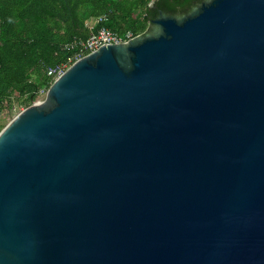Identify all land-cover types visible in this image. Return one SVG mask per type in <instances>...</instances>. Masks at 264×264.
Segmentation results:
<instances>
[{"label": "water", "instance_id": "obj_1", "mask_svg": "<svg viewBox=\"0 0 264 264\" xmlns=\"http://www.w3.org/2000/svg\"><path fill=\"white\" fill-rule=\"evenodd\" d=\"M152 23L1 128L0 264H264V0Z\"/></svg>", "mask_w": 264, "mask_h": 264}, {"label": "trees", "instance_id": "obj_2", "mask_svg": "<svg viewBox=\"0 0 264 264\" xmlns=\"http://www.w3.org/2000/svg\"><path fill=\"white\" fill-rule=\"evenodd\" d=\"M201 1L0 0V109L14 97L28 106L41 88L48 89L47 70L68 61L73 49L66 45L73 39H85L100 26L145 34L159 9L182 16Z\"/></svg>", "mask_w": 264, "mask_h": 264}, {"label": "built area", "instance_id": "obj_3", "mask_svg": "<svg viewBox=\"0 0 264 264\" xmlns=\"http://www.w3.org/2000/svg\"><path fill=\"white\" fill-rule=\"evenodd\" d=\"M102 18L99 17L97 21L101 20ZM140 35V34H138ZM131 31H127L124 34L116 33L105 26H100L95 32L91 33L85 39H73L70 41L66 47H70L73 49V54L68 58L67 62L61 63L55 67L49 68L47 70V74L51 76L52 82L60 76L65 69L75 60L79 59L80 57L98 49L102 45H107L111 43H122L128 42L131 39H134L136 36ZM51 82V83H52ZM47 89L41 88L38 91V95L36 97V101H43L46 97ZM33 102V101H32ZM31 102V103H32ZM2 112L0 109V116Z\"/></svg>", "mask_w": 264, "mask_h": 264}, {"label": "rangeland", "instance_id": "obj_4", "mask_svg": "<svg viewBox=\"0 0 264 264\" xmlns=\"http://www.w3.org/2000/svg\"><path fill=\"white\" fill-rule=\"evenodd\" d=\"M12 105H3L1 108V116H0V125L3 127L6 123H8L12 117H14L20 110L24 109L26 106H24L17 97L13 98ZM0 126V130L1 127Z\"/></svg>", "mask_w": 264, "mask_h": 264}, {"label": "flooded vegetation", "instance_id": "obj_5", "mask_svg": "<svg viewBox=\"0 0 264 264\" xmlns=\"http://www.w3.org/2000/svg\"><path fill=\"white\" fill-rule=\"evenodd\" d=\"M150 6H154V4L151 2V3H150ZM160 11H162V10L159 9V10L157 11V15H156L155 17H157V16L159 15ZM162 12H163V11H162ZM155 17H153V18H155ZM153 18H152V19H153ZM157 30H158V27L156 26V24L152 23L147 33H154V32H156Z\"/></svg>", "mask_w": 264, "mask_h": 264}]
</instances>
